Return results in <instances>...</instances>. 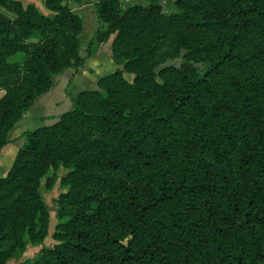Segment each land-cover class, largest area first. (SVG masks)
<instances>
[{
	"label": "trees",
	"instance_id": "trees-1",
	"mask_svg": "<svg viewBox=\"0 0 264 264\" xmlns=\"http://www.w3.org/2000/svg\"><path fill=\"white\" fill-rule=\"evenodd\" d=\"M96 0L80 57L81 0H0V150L8 133L94 42L121 68L22 134L0 178V264H264V0ZM179 60V66L160 65ZM158 69V70H157ZM125 74L132 75L129 81ZM66 169L64 176L58 174Z\"/></svg>",
	"mask_w": 264,
	"mask_h": 264
},
{
	"label": "crops",
	"instance_id": "crops-1",
	"mask_svg": "<svg viewBox=\"0 0 264 264\" xmlns=\"http://www.w3.org/2000/svg\"><path fill=\"white\" fill-rule=\"evenodd\" d=\"M89 1V5H92L96 0ZM84 6L86 5L74 8V10ZM86 18L89 21L88 26L86 28L83 23L79 36V39L82 38L84 31H87L85 32L84 45L85 42H89L97 29L93 14H86ZM114 70L115 64L112 59L111 41L109 40L103 47H99L93 56L85 59L83 66L78 69L77 74H75L69 84L65 73L57 78L54 86L48 92L37 97L21 119L9 131L8 143L0 150V178L7 175L18 150L23 144L24 138L22 134L24 132L54 124L59 115L71 108L70 97L76 96L81 91L96 89L97 80L104 75L112 73ZM20 263V259H10L6 264Z\"/></svg>",
	"mask_w": 264,
	"mask_h": 264
},
{
	"label": "rangeland",
	"instance_id": "rangeland-1",
	"mask_svg": "<svg viewBox=\"0 0 264 264\" xmlns=\"http://www.w3.org/2000/svg\"><path fill=\"white\" fill-rule=\"evenodd\" d=\"M174 2H175V0H165V1H163L162 7H163L164 12H166V13H175V12H177L178 8L176 7ZM22 3H23L24 6L28 5V4L35 5L36 8L41 13H43L45 15L47 14L46 16L51 17L53 15L51 12H48L47 10H45L43 8L42 0H22ZM137 3L145 5L143 2H139V1L135 0V1H128L126 3V6H131V5H134V4H137ZM89 4H90L89 0H81L80 3H75V2H69L68 3L69 7L72 8L73 10H74V8H79V7L83 6V5H86V6L82 7V8H80V9L74 10L75 12H77L82 17L84 26L86 28H87L88 23H89V21L86 18V14L87 15H89V13L93 14L95 23L97 24L96 16H95L94 3L92 5H89ZM0 11L3 12L1 9H0ZM85 32H87V31H84V33L82 34L83 37L80 38V41H81V45H80L81 49L79 50L80 57H85L86 53H87L86 50H85L87 42H85V45H84V41H85L84 39H85V35H86ZM112 39H113V35L110 36L108 41L110 40L112 42ZM108 41H104L102 43H99L98 41H95L94 42V51L95 50L97 51L99 49V47H103V45H105L106 42H108ZM117 62L119 63V65L115 64V70L118 69V68H121L122 64L124 63L123 59H119V58L117 59ZM179 63H180L179 60H169V61H166L165 63H163L162 65H160L159 68H164V67H167V66L178 67ZM72 71H73L72 68H68V69L64 70L62 72V74L65 73L67 75V79H69L70 74L72 73ZM62 74L56 75L54 81L57 78H59ZM125 78L130 81L132 79V75L125 74ZM54 84H55V82H54ZM3 95H4V91H0V98ZM65 173H66V169H64V168H60L58 170V174L60 176H64ZM38 190L41 193V195L43 196L44 202H45V204H46V206H47V208L49 210V220H50V222H49V234L45 238V240L43 241V245H38V246L28 245L26 247L25 252L19 257L21 262L26 261V263H30L35 258V256L39 253V250L41 249L42 246L51 247L55 243V241L52 238V233L54 232V228H55V225H56V212L58 210L57 199L60 197V195L64 191H66V187L64 185H62L59 181H57L56 184L51 189H46L44 187V185L42 184L39 187ZM13 262H14V260H13Z\"/></svg>",
	"mask_w": 264,
	"mask_h": 264
}]
</instances>
